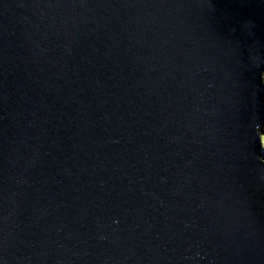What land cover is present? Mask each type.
<instances>
[{
    "label": "water",
    "instance_id": "water-1",
    "mask_svg": "<svg viewBox=\"0 0 264 264\" xmlns=\"http://www.w3.org/2000/svg\"><path fill=\"white\" fill-rule=\"evenodd\" d=\"M264 0H0V264H264Z\"/></svg>",
    "mask_w": 264,
    "mask_h": 264
},
{
    "label": "rangeland",
    "instance_id": "rangeland-1",
    "mask_svg": "<svg viewBox=\"0 0 264 264\" xmlns=\"http://www.w3.org/2000/svg\"><path fill=\"white\" fill-rule=\"evenodd\" d=\"M263 139H261V140H263L261 143H263L262 144V147L264 148V135H263V137H262ZM260 159H264L262 156H260Z\"/></svg>",
    "mask_w": 264,
    "mask_h": 264
},
{
    "label": "clouds",
    "instance_id": "clouds-1",
    "mask_svg": "<svg viewBox=\"0 0 264 264\" xmlns=\"http://www.w3.org/2000/svg\"><path fill=\"white\" fill-rule=\"evenodd\" d=\"M262 137H263V135L261 136V139H262ZM261 141H263V140H261Z\"/></svg>",
    "mask_w": 264,
    "mask_h": 264
},
{
    "label": "trees",
    "instance_id": "trees-1",
    "mask_svg": "<svg viewBox=\"0 0 264 264\" xmlns=\"http://www.w3.org/2000/svg\"><path fill=\"white\" fill-rule=\"evenodd\" d=\"M263 139V138H262Z\"/></svg>",
    "mask_w": 264,
    "mask_h": 264
}]
</instances>
